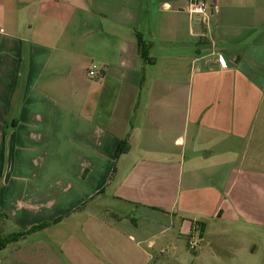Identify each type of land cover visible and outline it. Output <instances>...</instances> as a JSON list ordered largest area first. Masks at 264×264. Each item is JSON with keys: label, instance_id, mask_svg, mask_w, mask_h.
<instances>
[{"label": "crops", "instance_id": "obj_1", "mask_svg": "<svg viewBox=\"0 0 264 264\" xmlns=\"http://www.w3.org/2000/svg\"><path fill=\"white\" fill-rule=\"evenodd\" d=\"M190 1L0 0V264H264V0Z\"/></svg>", "mask_w": 264, "mask_h": 264}, {"label": "built area", "instance_id": "obj_2", "mask_svg": "<svg viewBox=\"0 0 264 264\" xmlns=\"http://www.w3.org/2000/svg\"><path fill=\"white\" fill-rule=\"evenodd\" d=\"M189 13L192 19L198 18L202 23L208 24L210 9L207 0H191L189 4ZM4 29L0 28V35L4 34ZM219 59L223 61V57L220 56ZM97 66H93L89 71L88 75L94 77L97 75ZM198 246V240L194 236L188 238V248L191 251H195Z\"/></svg>", "mask_w": 264, "mask_h": 264}, {"label": "trees", "instance_id": "obj_3", "mask_svg": "<svg viewBox=\"0 0 264 264\" xmlns=\"http://www.w3.org/2000/svg\"><path fill=\"white\" fill-rule=\"evenodd\" d=\"M138 49H139V52L140 54L145 57L146 56V44L144 43V41L142 40L141 37H138ZM126 141H122L117 150H116V156H119L120 154H122L125 149H126ZM49 225V223H44V224H41L39 226H35L33 227L29 232H26V233H18V234H15V235H12L11 237L8 238V241H16L18 240L20 237L28 234V233H31L33 231H36V230H39V229H44L46 228L47 226Z\"/></svg>", "mask_w": 264, "mask_h": 264}, {"label": "rangeland", "instance_id": "obj_4", "mask_svg": "<svg viewBox=\"0 0 264 264\" xmlns=\"http://www.w3.org/2000/svg\"><path fill=\"white\" fill-rule=\"evenodd\" d=\"M190 250V249H189ZM191 251V250H190ZM262 254H257L258 258H257V261H260L261 260V257L264 256V254L261 256Z\"/></svg>", "mask_w": 264, "mask_h": 264}]
</instances>
